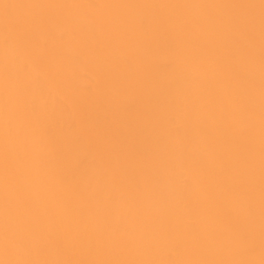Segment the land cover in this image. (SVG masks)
Segmentation results:
<instances>
[{
	"label": "bare ground",
	"instance_id": "obj_1",
	"mask_svg": "<svg viewBox=\"0 0 264 264\" xmlns=\"http://www.w3.org/2000/svg\"><path fill=\"white\" fill-rule=\"evenodd\" d=\"M0 264H264V0H0Z\"/></svg>",
	"mask_w": 264,
	"mask_h": 264
}]
</instances>
